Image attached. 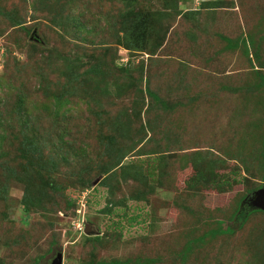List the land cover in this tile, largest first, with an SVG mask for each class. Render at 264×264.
Wrapping results in <instances>:
<instances>
[{"label":"rangeland","instance_id":"1","mask_svg":"<svg viewBox=\"0 0 264 264\" xmlns=\"http://www.w3.org/2000/svg\"><path fill=\"white\" fill-rule=\"evenodd\" d=\"M86 1L0 0L3 12L17 10L12 26L24 24L13 29L0 16V181L10 184L0 264H51L60 249L63 264H194L193 255L197 264H255L240 251L245 232L208 235L245 192L243 178L262 181L246 169L264 174V0ZM131 10L149 18L142 50L121 34ZM80 11L96 31L76 30ZM59 20L70 21L66 33ZM24 142H36L28 158ZM218 157L237 160L228 192L221 174L231 168L196 177ZM25 165L50 191L24 224L25 186L6 172ZM55 239L61 248L49 252Z\"/></svg>","mask_w":264,"mask_h":264},{"label":"trees","instance_id":"2","mask_svg":"<svg viewBox=\"0 0 264 264\" xmlns=\"http://www.w3.org/2000/svg\"><path fill=\"white\" fill-rule=\"evenodd\" d=\"M100 0H97V2ZM95 0H87L86 3H84L83 5H87L88 7H92L97 6L98 4ZM130 3L134 4L136 2V0H129ZM43 4H45V1L43 2ZM40 5L38 3H32L30 4V7L33 8V10L36 12L39 9L43 10L41 7H39ZM8 8V7H7ZM48 9V8H47ZM91 8H88V10H90ZM9 11H7L6 9H3L0 6V16H3L4 19H6V21L9 22V24H11V27L14 29L15 26L16 28H23L24 24L22 23H17V25L12 26V16L13 15H17V10L15 9H11L8 8ZM12 10V11H11ZM50 12V11H47ZM73 14L76 13V11H71ZM84 13L85 10L83 11ZM134 11H130L129 13V22L124 23L121 25V34L124 38V40H126V45L129 47V49H132L134 51L138 50V49H144L142 48V43H143V39L147 36V32L150 31L151 26H150V22H149V18L146 15H142L140 13H132ZM84 13H82L81 11L78 13L77 15V19L75 20L74 24H76L77 27V31L79 33L83 32V31H87L88 33H91L92 30L96 31V27L95 24L92 22L89 25H86L85 21L83 20L84 17ZM93 14V13H92ZM72 15V14H69ZM69 20L67 22V20L64 23H61V20L58 21L59 26L62 27V30L66 33L67 31L64 29L62 24L68 23L69 24ZM30 35V31L28 32ZM10 33L6 34L9 35ZM27 35V36H28ZM75 37V36H74ZM145 42V41H144ZM229 43V42H228ZM245 49L248 48V43L245 42L244 44ZM41 63V62H40ZM39 63V64H40ZM38 64V65H39ZM95 69H97V73L99 72V67L98 65L95 66ZM263 82H264V77H263ZM148 95L151 97L152 100L157 101V102H163L162 99L155 93L152 91L148 90ZM57 96V95H55ZM62 98V94L57 96L56 99H61ZM23 98H20L18 103V108L25 106V104H23ZM34 129V128H33ZM32 129V130H33ZM35 134L38 133V129L36 127ZM41 138H43L41 136ZM35 143V145H34ZM32 145H30L29 143H22L20 150L21 153V157L22 158H28L29 157V149L30 147H37L36 146V142H32ZM245 145V142H244ZM263 150H264V142H263ZM33 153V152H32ZM31 153V154H32ZM242 159V158H239ZM209 161V160H208ZM231 161H237L236 158H226V157H218L216 159H211V161H209L208 163H206V167L205 170L202 169L200 170L201 172H199V174H197V178L204 180V179H212L213 177H215L216 173H214V169L221 167L224 169V172L227 171V169L231 168L232 171L230 173H222L221 176L223 174L224 177L222 178V181L220 183V191L222 192H228L229 190H231L233 188V186L235 184H237V180H231V175L230 174H239L237 170L233 169V167L229 164V162ZM120 165V164H119ZM263 167H261V169L264 172V162H262ZM22 167V166H21ZM246 168V167H245ZM24 171H17V176L13 175L12 173H10V169H8V171L6 172V178H14L19 184H22L25 186V195L23 198V205H24V216L25 218L22 220V222L25 224L27 222H29V216L36 212V209L34 210L31 206L32 204L35 205L36 201H38L40 199V197H44L43 199V203L42 206L45 205V200H46V196L48 195L50 189L47 187L46 184H44L42 181H44V178H40L38 177V175L31 170L27 165H25V167H23ZM246 171L251 175L252 178L261 177V182L260 183H256L251 182L252 180H246L245 178H243L245 184H246V189L245 192L242 193L241 195H239L237 197V200H234L232 202V204L230 206L227 207L226 209V218L223 219L222 222L218 223V228L217 230H212L210 235H208V237H214V236H218V235H227V234H237L239 232H245L246 234V238L247 241H245L241 248L240 251H247V259L249 260H256L255 264H264V220L263 219H259V218H254L253 216L255 214H258L257 212H261V214L263 213L264 215V211L259 210V209H254L253 207L249 206L247 203V200L249 197H251L256 191H258L259 189L264 188V174L259 173V175H257V173L252 170H250L249 168L246 169ZM35 175V176H32ZM9 183L5 182V181H0V203L4 202L7 198V195L9 193ZM48 185L51 187H53V189H55V184L53 181H48ZM59 190V187H58ZM32 200L30 199L29 201H27L26 197L28 195H32ZM42 200V199H41ZM74 205V202H73ZM41 206V205H40ZM2 216V215H1ZM264 218V217H263ZM1 220V218H0ZM81 222V219H80ZM31 223V222H30ZM224 223L226 225V228L223 229L222 226H224ZM31 225L33 226V222L31 223ZM31 226V227H32ZM32 229V228H31ZM31 229H22V233L21 235L24 237L23 239L28 240H32L33 239V232H31ZM77 234L84 236V238H88L89 240H92L93 238H99L97 236L98 233H94L93 235H89V233H86L82 230H78L76 229L75 231ZM207 238L206 235L202 236L200 239V242L203 243L205 241V239ZM196 242V241H195ZM195 242H190L188 245V248L186 249L187 254L185 255L186 259L187 257H191L192 254L191 252H193L194 247H195ZM20 243V241H13L14 246L16 247L18 244ZM194 244V246H193ZM55 247H60V243L58 241V239H55L51 242L50 248H49V252H53V248ZM61 250V251H60ZM59 252H62V249H60ZM57 252V254L59 253ZM189 252V253H188ZM56 253V252H55ZM27 254V253H26ZM194 258L192 257V260L194 262V264H197L198 260L200 259V256H196L193 255ZM42 260V257H36L33 261L32 264H40ZM92 263L88 262L86 264H129L126 262H120V261H111V262H98V261H91Z\"/></svg>","mask_w":264,"mask_h":264},{"label":"water","instance_id":"3","mask_svg":"<svg viewBox=\"0 0 264 264\" xmlns=\"http://www.w3.org/2000/svg\"><path fill=\"white\" fill-rule=\"evenodd\" d=\"M247 203L254 209L264 211V188L256 191L251 197L248 198ZM95 232H90L93 235ZM51 264H63V253L59 252L52 260Z\"/></svg>","mask_w":264,"mask_h":264},{"label":"built area","instance_id":"4","mask_svg":"<svg viewBox=\"0 0 264 264\" xmlns=\"http://www.w3.org/2000/svg\"><path fill=\"white\" fill-rule=\"evenodd\" d=\"M79 226H82V225L79 224ZM78 230H82V227H80V229H79V227H78Z\"/></svg>","mask_w":264,"mask_h":264},{"label":"flooded vegetation","instance_id":"5","mask_svg":"<svg viewBox=\"0 0 264 264\" xmlns=\"http://www.w3.org/2000/svg\"><path fill=\"white\" fill-rule=\"evenodd\" d=\"M53 260V259H52ZM52 260H51V262H52Z\"/></svg>","mask_w":264,"mask_h":264}]
</instances>
